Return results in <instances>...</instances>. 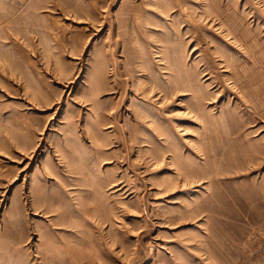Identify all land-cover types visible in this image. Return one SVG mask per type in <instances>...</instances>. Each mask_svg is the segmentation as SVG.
Returning <instances> with one entry per match:
<instances>
[{"label":"rangeland","instance_id":"1","mask_svg":"<svg viewBox=\"0 0 264 264\" xmlns=\"http://www.w3.org/2000/svg\"><path fill=\"white\" fill-rule=\"evenodd\" d=\"M0 264H264V0H0Z\"/></svg>","mask_w":264,"mask_h":264},{"label":"bare ground","instance_id":"2","mask_svg":"<svg viewBox=\"0 0 264 264\" xmlns=\"http://www.w3.org/2000/svg\"><path fill=\"white\" fill-rule=\"evenodd\" d=\"M224 66V65H223ZM232 69V68H231ZM232 71V70H231ZM236 84V83H235Z\"/></svg>","mask_w":264,"mask_h":264}]
</instances>
